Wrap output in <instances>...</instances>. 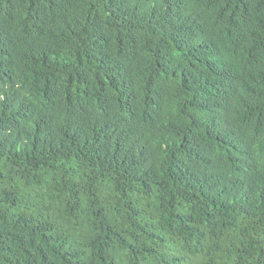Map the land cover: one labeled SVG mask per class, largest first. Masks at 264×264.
Masks as SVG:
<instances>
[{
  "label": "trees",
  "instance_id": "1",
  "mask_svg": "<svg viewBox=\"0 0 264 264\" xmlns=\"http://www.w3.org/2000/svg\"><path fill=\"white\" fill-rule=\"evenodd\" d=\"M0 264H264V0H0Z\"/></svg>",
  "mask_w": 264,
  "mask_h": 264
}]
</instances>
